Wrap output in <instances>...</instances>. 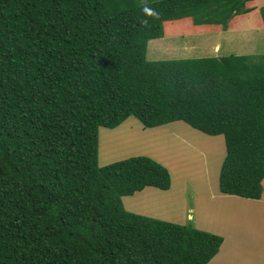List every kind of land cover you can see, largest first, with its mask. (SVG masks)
I'll return each instance as SVG.
<instances>
[{
	"label": "trees",
	"instance_id": "obj_1",
	"mask_svg": "<svg viewBox=\"0 0 264 264\" xmlns=\"http://www.w3.org/2000/svg\"><path fill=\"white\" fill-rule=\"evenodd\" d=\"M250 0H0V264H207L223 237L128 210L168 189L146 155L99 164L129 116L224 136L219 190L258 199L264 54L149 60L165 21L219 24ZM264 13V5L259 8Z\"/></svg>",
	"mask_w": 264,
	"mask_h": 264
},
{
	"label": "rangeland",
	"instance_id": "obj_2",
	"mask_svg": "<svg viewBox=\"0 0 264 264\" xmlns=\"http://www.w3.org/2000/svg\"><path fill=\"white\" fill-rule=\"evenodd\" d=\"M250 4L256 5L254 6L256 10L251 9L252 11L247 14H241L242 18L238 19L234 25L231 24L232 27L228 26L229 29L228 27L223 29L219 24H195L192 14L165 21L164 36L149 40L146 57L149 60H161L229 54H247L255 57L264 54V13L259 9L260 7L257 8L259 5L263 6L264 0H250L248 5ZM190 127L183 121H176L145 128L134 116H129L114 129L101 127L98 147V155L101 158L99 164L103 165V161L106 162L104 164H108L131 156L146 155L169 169L171 175L169 191H159L160 188L146 186L144 190L142 189L143 191L133 194L138 201H145L144 212L141 214L147 216L152 214L151 217L154 216L153 213L159 214L160 217H154L170 221L172 219L167 214L171 212L166 213L165 209L171 206L172 210L177 211L178 217L180 210L185 211L186 215L191 214L188 219L183 217L184 221L181 223L191 222L203 230L209 228L205 226L206 216L220 211H223L221 217L213 215L211 220L216 224L222 220L225 227L230 224L241 226V224L249 223L250 228L252 226L257 228L264 224L259 218L255 223L244 221L241 209L227 201H225L227 204L220 207V203H224V201L219 202L221 197L219 196V173L225 156L224 136L205 134L193 127L191 132ZM107 131L111 132L107 134ZM193 133H197L198 136H194L192 140ZM187 137L191 139L189 138L188 141ZM240 197L238 199L240 202L246 203V200H250L247 197ZM203 205L208 206L207 211L202 210ZM174 221L180 223L178 220H172ZM200 224L205 228L200 227ZM234 231L236 237H240L242 241L248 240L242 236L240 229H234ZM210 232L221 235L217 231ZM261 232H264V229H261ZM226 233L225 229L224 234ZM260 242L264 243L260 239L256 240V243ZM226 245L227 253L224 257L222 256L224 262L219 264H236L233 261L238 264H264V257L258 250L244 254L242 258L230 249L228 243ZM217 257L219 259L220 254ZM214 262L215 259H212L207 264Z\"/></svg>",
	"mask_w": 264,
	"mask_h": 264
},
{
	"label": "crops",
	"instance_id": "obj_3",
	"mask_svg": "<svg viewBox=\"0 0 264 264\" xmlns=\"http://www.w3.org/2000/svg\"><path fill=\"white\" fill-rule=\"evenodd\" d=\"M246 5L248 7H251L252 10H256V7H254L256 5H252V6H251V4L250 5L246 4ZM259 7H262V6L259 5L257 8H259ZM252 10H250V11H252ZM247 13L248 12L242 13V15L247 14ZM239 15H241V14H238V15L234 16L230 20V22H229L230 25L228 24V26L232 27L231 24L234 25L235 22L238 19L242 18V15L240 17H239ZM230 27H228V29ZM178 121H181V120H178ZM174 122H176V121H174ZM170 123H173V122H170ZM166 124H168V123H166ZM159 126H161V125H159ZM190 130L192 132L193 129L191 128ZM109 132H111V131H107V134H109ZM194 136H198V134L197 133H193L192 134V140L194 139ZM201 136H203V135H201ZM106 137H107V135H106ZM190 137H187L188 141H189ZM99 159H101V158L99 157ZM102 163L104 164L106 162L103 161ZM263 180H264V178L262 179V194H261V198H259V199H251L250 198V200H246L245 201L246 203H244V201H242V202L238 201V199L241 198L240 196L233 195V194L228 195V194H225V193L223 194V193H221L219 191V196H221L219 202L224 201V203H220V207H222L223 204H227L225 202V201H227V202H229L231 204H234V206L237 205L239 207V209H241V212H242L241 214L244 217V221H251V223L252 222L255 223L257 221V218H259L262 221V223H264V188H263L264 181ZM154 189L158 190L156 188H154ZM168 189H160L159 191L168 190ZM143 190H141V191H143ZM168 191H166V192H168ZM152 192H154V191H152ZM214 199H216V198H214ZM122 200H123L124 207L126 209L134 211V212H138V213L144 212L143 203H145V201H142V202L138 201V199H136L134 195L124 196ZM207 209H208V206L207 205H203V209L202 210L207 211ZM165 211H166V213L171 212V213L167 214L168 216H170L169 217L170 219L178 220V222H180V223L184 221L183 217H185L187 219L191 217V214L188 213L186 215L185 211L182 212L181 210L179 211V217H178L176 215L177 211L172 210L171 206H168L165 209ZM222 212L223 211L216 212V213H211L210 215L206 216L207 219L205 218L206 219L205 220L206 221L205 222L206 223L205 226L209 227V228H205L204 225L200 224V227H203V228L207 229L208 231H217V233L221 234L222 237H224L223 238V242H222V244L220 246V249H219L218 253L212 258V259H215V262L212 263V264H219V262H221V263L224 262V258L222 259V256L224 257V255H226V253H227L226 252L228 250V246L226 245L227 243H228L230 249H233V251H235V253H237L242 258L244 257V254H249L253 250H258L262 254V257H264V243H261V242L260 243H256V240H259V239L264 241V232H261V229H264V224H262L261 226H259L257 228L253 227V226L250 228L248 226L249 223L241 224V226H240V224H238V225L237 224L236 225L230 224V225H226V227L224 226L225 224L223 222H221L222 220H220L218 224H216V222L213 223V221L211 220V216L214 215L215 217H218L220 215V217H221ZM201 213H203V212L201 211ZM150 215L152 216V214H150ZM153 215L157 216V217H160L159 214H154L153 213ZM172 220H170V221H172ZM199 220L200 219H198V221ZM233 228L234 229H240V233L242 234V236L245 237L248 240H243L242 241L240 237H236V233H235ZM225 229H226V232H227L226 234H224ZM233 235H235V236H233ZM232 237H234V238H232ZM219 254H220V257L218 259L217 256H219ZM217 260H218V262H217ZM233 262L238 264L235 261H233Z\"/></svg>",
	"mask_w": 264,
	"mask_h": 264
}]
</instances>
